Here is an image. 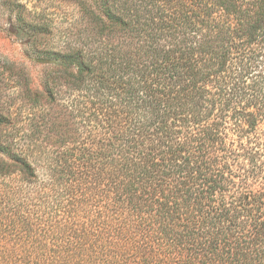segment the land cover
I'll use <instances>...</instances> for the list:
<instances>
[{
    "label": "trees",
    "instance_id": "obj_1",
    "mask_svg": "<svg viewBox=\"0 0 264 264\" xmlns=\"http://www.w3.org/2000/svg\"><path fill=\"white\" fill-rule=\"evenodd\" d=\"M82 14L0 109V264H264V0Z\"/></svg>",
    "mask_w": 264,
    "mask_h": 264
},
{
    "label": "rangeland",
    "instance_id": "obj_2",
    "mask_svg": "<svg viewBox=\"0 0 264 264\" xmlns=\"http://www.w3.org/2000/svg\"><path fill=\"white\" fill-rule=\"evenodd\" d=\"M86 0H0V109L18 111L19 82L31 90L45 91L48 65L26 51L35 41L40 46L64 50L68 46H100L99 38L86 37L82 2ZM33 23L46 28L36 32ZM34 29V30H32ZM259 68H264V40L256 43ZM23 73V77H20ZM20 84V85H21ZM65 100V97L61 96ZM59 108V106H56ZM5 111V110H4Z\"/></svg>",
    "mask_w": 264,
    "mask_h": 264
}]
</instances>
